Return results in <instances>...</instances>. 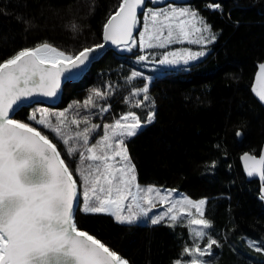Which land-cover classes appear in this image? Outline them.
Returning a JSON list of instances; mask_svg holds the SVG:
<instances>
[{
    "label": "trees",
    "instance_id": "trees-1",
    "mask_svg": "<svg viewBox=\"0 0 264 264\" xmlns=\"http://www.w3.org/2000/svg\"><path fill=\"white\" fill-rule=\"evenodd\" d=\"M121 2L0 0V60L43 42L71 55L101 44L103 25ZM217 3L219 9L209 7ZM173 4L192 7L212 25L217 39L203 57L172 66L158 62L170 47L187 43L148 49L145 61L138 60L142 55L138 44L130 51L111 50L80 81L64 86L57 105L36 103L18 110L19 115L13 118L29 122L27 116L36 108L67 110L65 136L97 124L100 127L89 138L93 144L103 136L104 124H112L128 111L136 112L141 120L154 111L155 119L126 139L138 182L177 188L208 201L205 217L212 222L208 237L217 240L218 246L203 257L206 264H264L262 186L257 180H247L241 163L244 153L260 155L264 146V107L252 92L258 64L264 62V0H184ZM147 7L158 8L150 3ZM133 71L141 76L129 79ZM145 84L148 100L144 93L133 95ZM93 90L108 95L94 97L95 108L80 107ZM137 101L143 102L139 108L135 107ZM105 106H110L109 111L101 113ZM74 117L81 121L79 127L71 124ZM83 117H88V125ZM40 130L53 139L48 129ZM237 132L242 133V139ZM72 143L83 150L81 140ZM57 147L77 181L82 208L83 182L75 169L85 165H80L78 153L66 156L67 146L62 141ZM75 220L80 230L95 235L130 264H174L177 259H191L183 253L184 247L194 244L186 221L175 227L165 222L119 223L109 214L82 210L76 211Z\"/></svg>",
    "mask_w": 264,
    "mask_h": 264
},
{
    "label": "snow or ice",
    "instance_id": "snow-or-ice-1",
    "mask_svg": "<svg viewBox=\"0 0 264 264\" xmlns=\"http://www.w3.org/2000/svg\"><path fill=\"white\" fill-rule=\"evenodd\" d=\"M145 4L146 0H122L118 10L103 25V40L130 51L136 44L135 29L139 32L141 49H163L185 41L197 45L216 41L212 25L192 7L169 4L152 8ZM209 7L219 9L220 4ZM138 13L143 14L142 30L138 27ZM104 47V44H96L71 55L43 42L0 60V264H130L95 235L78 228L74 213L79 210L109 214L119 223L131 224L145 217L155 225L167 217L169 226L175 227L186 221V226L199 239H204L208 235L206 230L212 227V222L205 218L206 199L194 201L185 196L170 201L168 198L175 190L161 195L160 189L144 188L137 182L136 166L126 139L135 136L143 124L151 123L155 119L154 111L148 112L146 120L128 111L112 124H104L103 136L93 144H89V138L100 127L97 124L85 126L72 137L65 136L67 110L52 112L36 108L27 116L29 122L13 118L19 115L17 109L43 102L36 97H56L61 89V78L66 82L71 80ZM205 54L206 49L197 52L183 49L164 53L158 62L188 64ZM147 59L146 55L138 57L139 61ZM259 70L258 80L264 75V63L259 65ZM139 76L140 72L133 71L129 79ZM139 93H144V100H148V85L135 90L133 95ZM107 95V92L93 90L80 107L95 108L94 97ZM257 95L264 101V91H258ZM142 103L137 101L135 107H141ZM109 107H101L100 112L109 111ZM83 122L88 125V117H83ZM80 123L75 117L71 120L77 127ZM33 124L48 129L53 139L59 138L57 143L62 141L67 146L66 156L78 153L80 165H85L75 169L83 182L82 208L77 181L69 164L61 158L57 143ZM74 139L82 141V151L72 143ZM242 159L247 174H259L264 181V155L257 159L245 153ZM157 198L161 205L170 206L158 215L149 216L157 207ZM214 245L218 246V241L209 237L204 248L186 246L183 253L191 259L186 262L177 259L174 264H206L201 258L211 255Z\"/></svg>",
    "mask_w": 264,
    "mask_h": 264
},
{
    "label": "water",
    "instance_id": "water-1",
    "mask_svg": "<svg viewBox=\"0 0 264 264\" xmlns=\"http://www.w3.org/2000/svg\"><path fill=\"white\" fill-rule=\"evenodd\" d=\"M182 1H184V0H156V3H152V0H146L145 6L147 7L148 4L150 3L153 7H159V6H161V5L165 4V3H175V4H178V3H181ZM141 15H143V14L142 13H138L139 21L141 19ZM138 27L140 28V23H139ZM137 34H138V31L134 29V31H133V37L135 38V36ZM101 44H104L105 47L102 50H99L95 54V58L92 60V62L88 63L86 67H83L82 66V69L79 72H77L71 80H69V81L66 82L63 79V77L61 78V89L59 90V94L56 97H54V98L36 97V100L43 101L42 103L47 104V105H51V106L52 105H57L61 101V99H62L63 89H64V86L67 83L80 81L87 74V72L91 69V67L93 66V64H95L101 58H103L109 51H111V50H115V51H118V52H125V51H127L126 49L118 48L116 45L111 44V42H105L104 40L102 41ZM262 63H264V62H262ZM260 64L261 63L258 64V68H257L256 74H255V77H254L253 84H252V92H253L254 96L256 97V99L264 107V101H261L260 98H259V96L257 95V92L258 91H264V75L260 76L259 80L257 79L258 73L260 71L259 70V65ZM254 89H256V91H254ZM34 104H36V103H32L31 106L34 105ZM18 110H20V109H17V111ZM242 137H243V135L241 133V135L239 136V139H242ZM57 149H58V147H57ZM58 151H59V149H58ZM246 153H248L249 155L255 156L257 159H259V157L261 155H264V146H263V149H262L260 155H253V154H251L249 152H246ZM243 155L241 156V163H242V166H243L245 175L247 177V180H249V181L257 180V181L260 182L261 186L264 187V181L261 180L259 174H255L253 176H249L247 174V171L245 169V162L242 159ZM61 158H63L62 155H61ZM73 178L75 179L74 175H73ZM77 191H78V194H79L78 184H77ZM262 195H264V192H262V189H261V196ZM75 213H74V218H75Z\"/></svg>",
    "mask_w": 264,
    "mask_h": 264
},
{
    "label": "rangeland",
    "instance_id": "rangeland-1",
    "mask_svg": "<svg viewBox=\"0 0 264 264\" xmlns=\"http://www.w3.org/2000/svg\"><path fill=\"white\" fill-rule=\"evenodd\" d=\"M169 4H172V5H174L173 3H169ZM169 4H167V5H164V6H161V7H158V8H163V7H167ZM174 6H177V5H174ZM181 6H188V5H181ZM140 30H142V28H143V22L140 24ZM135 40H136V44H138L139 45V32H138V36L137 37H135L134 38ZM177 43H181V42H177ZM183 43H187V44H184V45H182V46H179V47H176V48H172V47H170L165 53H167V52H174V51H178V50H183V49H189V50H191L192 52H197V51H201V50H205L206 49V53H207V51L211 48V44L213 43H210V44H206V45H197V44H190V43H188V42H183ZM168 46V45H167ZM141 51H142V55H146V56H148V49L147 48H145V49H141ZM201 58V57H200ZM200 58H198V59H200ZM197 59V60H198ZM194 61H196V60H194ZM191 62H193V61H190L189 63H191ZM188 63V64H189ZM178 64H184L183 62H181V63H178ZM162 65H166V66H172V65H177V64H162ZM150 80H148V82H149ZM145 124H147V123H145ZM145 124H143V126L145 125ZM142 126V127H143ZM102 137V136H101ZM100 137V138H101ZM100 138H98V140L100 139ZM118 159V158H117ZM137 182H138V180H137ZM139 183V182H138ZM140 184V183H139ZM142 187H144V188H146V187H148V186H154L155 188H158V189H160V192H161V195H165V194H167V192L169 191V190H175V191H172V193H171V196L168 198L170 201H172V200H178V199H181V198H183V197H188V198H190V199H192V200H200V199H204V198H198V199H196V198H193V197H191V196H189L188 194H186L185 192H183V191H181V190H179V189H177V188H173V187H166V186H160V185H153V184H147V185H144V184H140ZM153 196H155V193H153L152 194ZM156 203H157V207L156 208H153L152 209V211L149 213V216H155V215H158L160 212H162V211H166L167 210V207L168 206H170L169 204H167V203H165V204H163V205H161L160 203H159V200H158V198H157V200H156ZM205 208H206V205H205ZM192 212L195 214V209H192ZM185 215H186V213H185ZM206 218V217H205ZM135 222H139V223H150L151 224V222H150V219H148V218H145V217H140V218H138ZM165 223H167L168 224V218L166 217L165 218V221H164ZM206 232H207V234H208V229L206 230ZM192 233V232H191ZM192 236H193V245L192 246H188V247H193V246H195V245H199L201 248H204L205 246H206V243H207V240H208V235L204 238V239H199V238H196L195 236H194V234L192 233ZM201 259H203V258H201Z\"/></svg>",
    "mask_w": 264,
    "mask_h": 264
}]
</instances>
